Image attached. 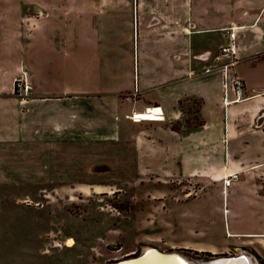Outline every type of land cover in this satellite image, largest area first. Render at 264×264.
Instances as JSON below:
<instances>
[{"label":"crops","instance_id":"obj_1","mask_svg":"<svg viewBox=\"0 0 264 264\" xmlns=\"http://www.w3.org/2000/svg\"><path fill=\"white\" fill-rule=\"evenodd\" d=\"M114 1L60 0L63 46L51 55L62 61L50 56L43 65L20 64L21 42L13 39L16 64L8 53L0 79L5 73L14 78L22 65L32 90L21 96L0 88V160L5 146L16 154L12 142L21 137L22 99L29 98L31 124L40 125L41 118V131L52 121L63 129V162L83 163L85 156L112 151L160 187L184 178L204 186L217 182L220 188L208 187L221 190L230 207V236L221 252L230 246L251 251L255 264L258 257L264 264V58H255L264 53V0H123L122 26ZM231 25L240 59L235 71L244 81L240 98L231 74L204 70L232 58L219 50ZM51 84L56 88L46 87ZM185 98L201 100L202 125L184 126L187 103L181 110L178 101ZM148 111L162 118H131ZM174 122L181 128L173 129ZM36 129L24 138L51 139ZM233 171L238 176L224 191L223 176Z\"/></svg>","mask_w":264,"mask_h":264},{"label":"rangeland","instance_id":"obj_2","mask_svg":"<svg viewBox=\"0 0 264 264\" xmlns=\"http://www.w3.org/2000/svg\"><path fill=\"white\" fill-rule=\"evenodd\" d=\"M27 1L0 0V41L4 39L0 62L11 61L7 54L13 52L16 64L17 50L11 47L16 36L21 42L20 64L43 65L50 56L62 61L63 57L51 55L59 44L63 46L62 2ZM114 5V18L122 26L124 1L115 0ZM83 21L89 25L88 19ZM258 57L264 58V53ZM46 87L56 88L54 84ZM0 88L27 95L32 90L27 68L20 65L14 78L5 73ZM28 99H22L21 137L12 142L16 154L8 150L10 146L2 148L0 264H104L136 255L147 245L178 250L192 264L236 252L232 246L221 252L230 234L225 233L227 201L221 190L208 187L220 188L217 182L204 186L202 181L184 178L160 187L140 177L129 160L126 163L112 151L101 157L85 156L83 163L66 162L67 158L63 162V129L52 121L51 129L41 131V118L40 125L31 124ZM187 101L186 106H191V100ZM34 126L37 134L49 133L51 139L24 138Z\"/></svg>","mask_w":264,"mask_h":264},{"label":"built area","instance_id":"obj_3","mask_svg":"<svg viewBox=\"0 0 264 264\" xmlns=\"http://www.w3.org/2000/svg\"><path fill=\"white\" fill-rule=\"evenodd\" d=\"M236 26L231 25L225 28V43H223L220 47V53L222 55L230 54L232 58L227 62H214V64L210 67L205 68L204 70L206 72L218 69L223 72V75L227 77L229 74H231V82L232 86L235 91V95L237 98H240L244 94V81L243 79L236 73L235 66L239 62L240 59L236 56V50H237V44H236ZM155 109V107H153ZM156 115H161L156 114ZM131 118L134 121L142 120V115L133 113ZM238 172L233 171L228 174H225L223 176V190L225 191L226 186H228L231 181L235 178H237Z\"/></svg>","mask_w":264,"mask_h":264},{"label":"water","instance_id":"obj_4","mask_svg":"<svg viewBox=\"0 0 264 264\" xmlns=\"http://www.w3.org/2000/svg\"><path fill=\"white\" fill-rule=\"evenodd\" d=\"M153 253L158 254L161 257L159 259L174 260L175 258H173V257H177V258H181V259H187L186 256L178 250L162 251L153 245H147L140 251V253H138L136 255L128 256V257H125L122 259L109 261V262L104 263V264H128V263L129 264H136V263L142 262L143 259L147 258L150 254H153ZM154 254H153V256H154ZM244 256H245V258H248L250 260V264H255V260H254L253 256L244 250H237V252L234 254H232V253L220 254V255H217L215 257L210 258L209 260H206L204 263L208 264V263L213 262V261L223 260V264H227V262L230 260H237L236 261L237 264H244V262L240 261V259L243 258Z\"/></svg>","mask_w":264,"mask_h":264},{"label":"bare ground","instance_id":"obj_5","mask_svg":"<svg viewBox=\"0 0 264 264\" xmlns=\"http://www.w3.org/2000/svg\"><path fill=\"white\" fill-rule=\"evenodd\" d=\"M141 115L145 119H147V118L161 119L162 118L159 116H154L156 114L151 112V111L141 113ZM159 250H161V249H159ZM162 251H164V250H162ZM153 254H150L147 258L143 259L142 262H139L136 264H192V262L187 257H186L187 259H181V258L173 257V258H175L174 260H169V259H159L161 257L158 254L155 253L154 256H153ZM236 261L237 260H230L227 262V264H237ZM240 261L244 262V264H250V260L248 258H245V256L243 258H241ZM208 264H223V260L213 261V262H210Z\"/></svg>","mask_w":264,"mask_h":264},{"label":"trees","instance_id":"obj_6","mask_svg":"<svg viewBox=\"0 0 264 264\" xmlns=\"http://www.w3.org/2000/svg\"><path fill=\"white\" fill-rule=\"evenodd\" d=\"M187 100H191L192 105L191 106H187V108H185V112L187 114V118L185 119V121L183 122L184 126L186 127H197L203 124V120L199 117V107L201 105V100L198 99H180L178 101L179 107L181 108V110H184L183 104L187 103ZM189 103V102H188ZM195 105H197V109L195 108ZM192 114V117H190V115ZM171 127L173 129H180L181 128V123L180 122H174L171 123ZM203 252L204 255L207 256H213V253H210L209 251H201Z\"/></svg>","mask_w":264,"mask_h":264},{"label":"flooded vegetation","instance_id":"obj_7","mask_svg":"<svg viewBox=\"0 0 264 264\" xmlns=\"http://www.w3.org/2000/svg\"><path fill=\"white\" fill-rule=\"evenodd\" d=\"M261 260H260V258L258 257V262H257V264H261V262H260Z\"/></svg>","mask_w":264,"mask_h":264}]
</instances>
